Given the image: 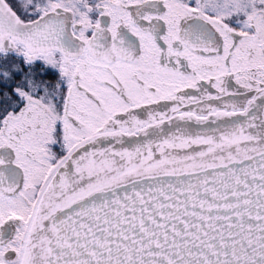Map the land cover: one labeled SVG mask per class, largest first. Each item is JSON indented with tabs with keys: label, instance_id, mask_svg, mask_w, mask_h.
<instances>
[{
	"label": "snow or ice",
	"instance_id": "6c2138e0",
	"mask_svg": "<svg viewBox=\"0 0 264 264\" xmlns=\"http://www.w3.org/2000/svg\"><path fill=\"white\" fill-rule=\"evenodd\" d=\"M0 264H264V0H0Z\"/></svg>",
	"mask_w": 264,
	"mask_h": 264
}]
</instances>
